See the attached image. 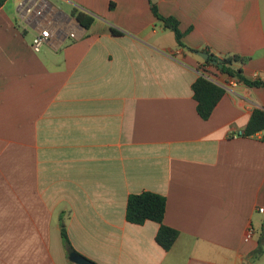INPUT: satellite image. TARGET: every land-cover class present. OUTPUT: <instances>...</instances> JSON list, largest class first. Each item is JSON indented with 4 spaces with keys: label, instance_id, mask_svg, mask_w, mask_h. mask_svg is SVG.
Masks as SVG:
<instances>
[{
    "label": "crops",
    "instance_id": "0c3cea01",
    "mask_svg": "<svg viewBox=\"0 0 264 264\" xmlns=\"http://www.w3.org/2000/svg\"><path fill=\"white\" fill-rule=\"evenodd\" d=\"M198 51L264 80V0H0V264H76L62 226L90 264H264V131L235 135L264 87ZM205 72L228 90L202 120L191 85ZM141 192L165 197L169 251L157 223L125 219Z\"/></svg>",
    "mask_w": 264,
    "mask_h": 264
},
{
    "label": "trees",
    "instance_id": "16d2710c",
    "mask_svg": "<svg viewBox=\"0 0 264 264\" xmlns=\"http://www.w3.org/2000/svg\"><path fill=\"white\" fill-rule=\"evenodd\" d=\"M152 10L154 16L163 22V27L173 33L176 44L178 46H183L181 43L182 33L178 29L177 20L173 18L160 17L154 6H152ZM70 15L86 29H88L93 23L92 17L78 12L75 9L71 10ZM109 32L113 36H118L121 34L120 31L112 28L109 29ZM191 50L194 52L193 49ZM215 58L218 59L219 63L222 65L221 68L211 65L208 61H204V63L206 65L213 66L221 74L236 78L239 82L246 85L247 87H264V80L255 79L253 81H248L242 75H240L239 70H233L229 67L232 62H243L244 59H241L236 55L226 56L224 58ZM191 90L193 99L196 102V112L202 120H207L210 117L212 111L225 92L221 86L211 82L202 75H200L192 83ZM261 131H264V110L256 109L252 112L244 130L242 131V135L249 137ZM165 207V197L156 193L141 192L138 194H131L128 196L126 202L125 219L127 222L136 225H141L146 221L157 223L158 230L155 235V242L164 251H169L178 237V232L164 225L163 218L165 214ZM60 235L66 252H73L63 226L60 229ZM262 251H264V224H262V228L257 240V248L254 251V256H260Z\"/></svg>",
    "mask_w": 264,
    "mask_h": 264
},
{
    "label": "built area",
    "instance_id": "2783aa9c",
    "mask_svg": "<svg viewBox=\"0 0 264 264\" xmlns=\"http://www.w3.org/2000/svg\"><path fill=\"white\" fill-rule=\"evenodd\" d=\"M23 5V3H21L20 4V6H22ZM38 16H40L41 15V11H37V13H36ZM48 36H49V33H48V31L47 30H42V31H40L39 33H37V34H35L34 36H33V38H32V40H31V49L34 51V52H39L40 51V49H41V47L44 45V43L47 41V38H48ZM202 76H204L205 78H207L208 80H210L211 82H213V83H215V84H217V85H219V86H221L224 90H228L227 89V84L225 85V84H219L218 83V81H217V79H216V77H214L213 75H211V74H209V73H207V72H205V73H202ZM262 132V131H261ZM235 135H238V136H242V132H238L237 134H235ZM234 135V136H235ZM258 212L259 213H264V207H260L259 209H258ZM247 234L249 235V236H251L252 234H253V230L250 228V229H248V231H247Z\"/></svg>",
    "mask_w": 264,
    "mask_h": 264
},
{
    "label": "water",
    "instance_id": "95a60500",
    "mask_svg": "<svg viewBox=\"0 0 264 264\" xmlns=\"http://www.w3.org/2000/svg\"><path fill=\"white\" fill-rule=\"evenodd\" d=\"M76 23H78L77 20H75ZM196 54L203 59L204 61H208L211 65L218 66L219 68L222 67V65L219 63L218 59H216L214 56H211L209 53L204 51H198ZM68 259L69 261L76 263V264H90L89 261L81 257L75 252L68 253Z\"/></svg>",
    "mask_w": 264,
    "mask_h": 264
},
{
    "label": "rangeland",
    "instance_id": "374dc122",
    "mask_svg": "<svg viewBox=\"0 0 264 264\" xmlns=\"http://www.w3.org/2000/svg\"><path fill=\"white\" fill-rule=\"evenodd\" d=\"M167 33H168V35H169V36H171V35H172V34H171V32H169V31H168ZM172 38H173V37H172Z\"/></svg>",
    "mask_w": 264,
    "mask_h": 264
}]
</instances>
